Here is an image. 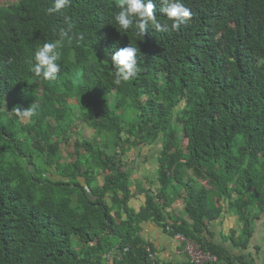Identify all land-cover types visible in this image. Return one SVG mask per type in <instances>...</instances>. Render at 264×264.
Returning <instances> with one entry per match:
<instances>
[{
    "label": "trees",
    "instance_id": "16d2710c",
    "mask_svg": "<svg viewBox=\"0 0 264 264\" xmlns=\"http://www.w3.org/2000/svg\"><path fill=\"white\" fill-rule=\"evenodd\" d=\"M54 2H0V264H157L138 231L161 206L149 197L129 211L131 170L117 155L158 138L157 197L181 196L191 222L176 220L174 234L233 264L200 233L227 201L242 225L233 242L245 247L264 211V0H184L192 15L179 29L153 0L168 30L149 25L141 37L116 23L119 0L47 13ZM61 29L60 72L35 77V52ZM129 44L140 71L116 85L110 56ZM32 104L33 117L16 114ZM76 121L103 142L77 132L71 159L60 145Z\"/></svg>",
    "mask_w": 264,
    "mask_h": 264
},
{
    "label": "crops",
    "instance_id": "0c3cea01",
    "mask_svg": "<svg viewBox=\"0 0 264 264\" xmlns=\"http://www.w3.org/2000/svg\"><path fill=\"white\" fill-rule=\"evenodd\" d=\"M123 146L117 159L124 170H131L128 182L130 195L127 201L129 211L142 212L149 197H154L161 206V219L149 217L139 222L138 234L146 244L145 247L151 248L157 264H189L182 244L172 230L176 220L186 221L189 226L191 224L184 211V201L178 195L172 196V200L167 203L157 197L160 187L157 176L158 153L162 147L160 138L140 145H131L127 141ZM125 216L126 213L122 212L121 219ZM118 220L119 217L116 218L117 222ZM240 221L239 214L231 210L225 201L220 216L209 221L202 229L201 242L222 250L225 255L230 256L233 264L240 260L249 264H264V211L258 218L249 220L251 236L245 247L234 244L232 239V236L236 237L241 232ZM211 264L231 263L228 258H219Z\"/></svg>",
    "mask_w": 264,
    "mask_h": 264
},
{
    "label": "clouds",
    "instance_id": "9594fccd",
    "mask_svg": "<svg viewBox=\"0 0 264 264\" xmlns=\"http://www.w3.org/2000/svg\"><path fill=\"white\" fill-rule=\"evenodd\" d=\"M70 0H55L54 7L48 8L47 13L59 11ZM163 5L160 9L165 17L172 21L171 28L179 29L180 25L185 23L192 15L191 9L187 7L184 0H159ZM156 5L153 0H119V12L115 14L114 19L123 31L133 29L136 36L141 37L151 25L156 31H167L168 24L162 23L155 14ZM71 25H69V28ZM68 35L65 29L59 32L60 39L49 41L42 44L35 52L34 63L29 67L30 72L35 77L44 79H55L61 70L58 61L61 59V53L58 51L62 47L61 41ZM139 49L132 44L119 48L112 54L111 61L115 72L114 83L121 85L134 79L140 71L138 64ZM19 116L31 118L36 115V105L32 104L29 108L21 110L15 108Z\"/></svg>",
    "mask_w": 264,
    "mask_h": 264
},
{
    "label": "built area",
    "instance_id": "2783aa9c",
    "mask_svg": "<svg viewBox=\"0 0 264 264\" xmlns=\"http://www.w3.org/2000/svg\"><path fill=\"white\" fill-rule=\"evenodd\" d=\"M168 228V226H167ZM175 237L181 242L183 251L187 256L189 264H211L216 262L219 257L212 251L204 248L199 242L187 237L186 235L176 232ZM147 256L151 261L155 260L153 251L149 246L145 247ZM236 264H249L237 261Z\"/></svg>",
    "mask_w": 264,
    "mask_h": 264
},
{
    "label": "rangeland",
    "instance_id": "374dc122",
    "mask_svg": "<svg viewBox=\"0 0 264 264\" xmlns=\"http://www.w3.org/2000/svg\"><path fill=\"white\" fill-rule=\"evenodd\" d=\"M10 1H12V0H0L1 3H8ZM67 103H68L69 108H68V111L66 112V115H70L73 112V103L74 102H72V99H71ZM22 122H23V120H22ZM74 124H75V126H73V128H72L73 135H71L68 143L60 145L63 156H66L68 158L71 157V159H73V156H74L72 143L75 140V138L78 137L77 132H80V135L82 137H85L86 139H91V140L98 142V143L103 142L101 140V138H98V137L95 138L93 136V134H92L93 132L91 131V129L84 128L78 121L74 122Z\"/></svg>",
    "mask_w": 264,
    "mask_h": 264
}]
</instances>
